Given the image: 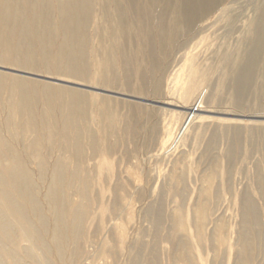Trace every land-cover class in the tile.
<instances>
[{
    "label": "bare ground",
    "instance_id": "6f19581e",
    "mask_svg": "<svg viewBox=\"0 0 264 264\" xmlns=\"http://www.w3.org/2000/svg\"><path fill=\"white\" fill-rule=\"evenodd\" d=\"M248 1L0 0V67L36 75L35 71H46L49 73L46 77L96 89L99 88L82 81L99 78L105 86H110L116 79L115 70L121 68L125 72V84L136 77L140 91L158 92L164 81L162 73L174 55V63L178 62L172 65L173 71H177L182 61L187 66L186 78L178 80H182L178 89H182V98L186 101L178 99L181 107L175 111L174 94L161 106L158 105L160 100L153 99L151 113L157 110L164 115L170 109L182 124L192 126L199 124L200 118L202 122L214 116H231L235 118L232 121L238 123L240 119L247 120L245 114L222 109L214 112L199 106L205 91L198 90L201 66L195 68L193 60L198 55L216 53L220 39L246 36L249 39L247 59L236 75L239 106L251 83L254 67L264 53V7L257 9L252 19L254 25L249 27L244 20L246 6L252 4ZM96 36L98 42L93 41ZM128 66H132V70L131 67L128 70ZM146 68L150 71H145ZM45 80L0 69V264L39 262L40 256L33 247L48 248L42 240V232H51V241L62 256L68 239L60 224L68 227L71 219L80 220L81 215L66 196V188L74 178L68 170L69 157L65 152H45V142L57 139L63 151L69 152L74 146L77 155L81 150V134L86 130L89 106L96 105L102 119L114 121L117 118L110 107L114 102L110 97ZM103 90L133 96L105 87ZM261 94L264 107V85ZM135 97L144 102L147 99L140 95ZM137 107L142 109V106ZM263 119L264 112L248 118L250 130L259 131L264 141ZM128 128L134 131L133 127ZM31 163L38 166L39 183L47 189L44 198L56 218L51 230L40 205V186ZM242 200L247 229L238 237L239 258L234 264H256L258 246L264 247V235L258 227L257 205L251 194L244 193ZM204 205L194 209L192 223L197 241L204 240L207 223ZM176 223L179 232L186 230L182 216L178 215ZM227 228L224 224L216 226L214 239L221 245L228 242ZM178 244L179 255L175 254L171 264H198V260H205L203 255L194 254L189 236L181 238ZM140 258L141 255H137V263L134 259L132 264H139ZM148 263L159 264V261L154 255Z\"/></svg>",
    "mask_w": 264,
    "mask_h": 264
},
{
    "label": "rangeland",
    "instance_id": "374dc122",
    "mask_svg": "<svg viewBox=\"0 0 264 264\" xmlns=\"http://www.w3.org/2000/svg\"><path fill=\"white\" fill-rule=\"evenodd\" d=\"M247 3L252 4H247L244 20L253 27V16L258 8L264 7V0ZM236 38L220 39L216 44L217 54L198 55L193 64L195 68L201 66L198 90L205 91L199 106L214 112L222 109L245 114L247 120L240 119L238 123L232 121L235 118L231 116H214L202 122L200 118L201 123L192 126L182 124L170 109L164 115L157 110L151 113L153 99L160 100L158 105L161 106L174 94L175 111L181 107L178 99L186 101L182 98V89H178L182 80H178L186 78L187 66L182 61L177 71H173L172 65L178 62L174 63V55L162 73L164 81L158 92L140 91L136 77L125 84V72L121 68L115 70L116 79L110 86H105L99 78L82 81L99 88L96 89L46 77L49 74L46 71H41L42 75L35 71L36 75L0 67L1 71L108 96L114 101L110 107L117 117L114 121L102 119L96 105L89 106L86 130L81 134V150L77 155L74 146L66 152L59 140H46L45 152H65L69 157L68 170L74 178L66 188V196L71 206L78 208L81 217L71 219L68 227L60 224L68 239L62 256L51 241V232H42V240L48 248L33 247L40 256L39 262L33 264H132L137 255H141L139 264H151L148 262L154 255L159 264H171L175 254L179 255L180 239L187 236L192 238L194 254L205 257L204 261L198 260V264H234L239 258L238 237L247 229L243 221L244 193H250L257 205L258 227L264 235V141L259 131L250 130L248 120L252 114L264 112L260 96L264 85V53L237 106L236 75L247 59L249 39ZM93 41L98 42L97 36ZM128 67L132 70V66ZM147 69L150 71L149 68L145 71ZM104 87L133 96L105 91ZM139 95L145 96L146 101L135 97ZM137 105L142 109L136 108ZM29 165L40 186V205L51 230L56 218L44 198L47 189L39 183L38 166ZM204 203L207 210L204 240L197 241L192 221L194 211ZM178 215L186 224V230L180 232L176 223ZM218 224L228 227L225 245L214 239ZM258 250L256 264H264L263 245H259Z\"/></svg>",
    "mask_w": 264,
    "mask_h": 264
}]
</instances>
